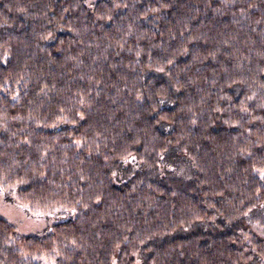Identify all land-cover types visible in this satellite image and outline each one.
<instances>
[{
  "label": "trees",
  "instance_id": "16d2710c",
  "mask_svg": "<svg viewBox=\"0 0 264 264\" xmlns=\"http://www.w3.org/2000/svg\"><path fill=\"white\" fill-rule=\"evenodd\" d=\"M0 187V264H264V0H0Z\"/></svg>",
  "mask_w": 264,
  "mask_h": 264
},
{
  "label": "rangeland",
  "instance_id": "374dc122",
  "mask_svg": "<svg viewBox=\"0 0 264 264\" xmlns=\"http://www.w3.org/2000/svg\"><path fill=\"white\" fill-rule=\"evenodd\" d=\"M0 215L16 227L21 237L45 236L52 227L72 218L70 209L43 210L21 202L1 187Z\"/></svg>",
  "mask_w": 264,
  "mask_h": 264
}]
</instances>
